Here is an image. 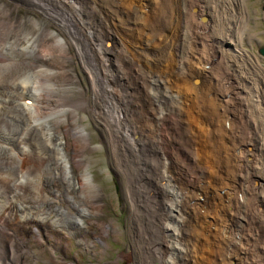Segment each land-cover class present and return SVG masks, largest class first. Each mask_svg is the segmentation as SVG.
<instances>
[{
  "label": "bare ground",
  "instance_id": "6f19581e",
  "mask_svg": "<svg viewBox=\"0 0 264 264\" xmlns=\"http://www.w3.org/2000/svg\"><path fill=\"white\" fill-rule=\"evenodd\" d=\"M13 1L26 3L43 19L13 22V9H5V2L0 1V58L9 61L0 62V85L8 80L11 99L0 97V181L4 182H0V221L13 214L9 208L22 210V203L13 198L18 193L15 188L34 185V198L47 199L40 192L41 182L34 180L42 178L43 171H36L28 159L32 157L30 139L40 156L49 153L40 146L52 151L47 164L59 171L61 178L51 180L53 185H63L61 194L64 189L72 194L78 190L76 200L86 206L98 198L87 165L78 177L80 188L72 186V165L66 155L67 136L79 152L81 146L82 151L90 146V134L82 124L86 118L78 113L90 108L95 120L103 124L117 171L129 184L127 195L134 212L144 215L137 228L142 264H155L156 260L191 264L196 255L187 241L183 243L191 219H198L206 241L211 240V233L216 241L225 235L228 239V233L238 230L240 242L236 237L224 242L232 252L227 254L229 264H237L234 259L240 264H264V67L260 58L245 48V43L263 41L252 31L251 22L256 19L250 18L248 0ZM70 50L75 51L90 80L93 98L89 102L86 89L75 81L74 67L69 68L73 63ZM185 127L190 133L182 130ZM15 141L19 147L13 144L15 149L7 150L5 145ZM211 146L225 150L230 164L228 175L221 180L226 207L213 200L219 198L218 191L202 168L207 160H213ZM171 150H177L178 155L173 156ZM21 151L26 159L19 161L16 153ZM71 159L83 164L82 159L79 163ZM39 160L44 170L42 158ZM188 165L200 170L183 179L179 173L188 170ZM253 180L257 182L252 186ZM20 199L26 200V196ZM69 200L74 204L71 197ZM33 202L32 198L25 202L24 212L29 204L34 207ZM86 206H81L83 215L90 211ZM37 209L36 214L32 209L22 219L35 222V226L55 224L56 230L67 229L65 212L51 220L52 214ZM237 210L245 214L241 227ZM219 212L229 217V224L221 221ZM164 216L172 222L167 225L170 228L166 226L171 231L168 240L149 242L144 221L149 220L153 228ZM80 218L82 215L74 218V223L84 227ZM71 226L69 223L68 229ZM7 230H0V246L8 251L13 264L19 262L27 246L16 233L5 239ZM51 241L57 250L66 247L59 239ZM80 244L86 246L84 241ZM214 251L212 263L217 264ZM4 252L0 264H9L8 258L2 261Z\"/></svg>",
  "mask_w": 264,
  "mask_h": 264
},
{
  "label": "rangeland",
  "instance_id": "374dc122",
  "mask_svg": "<svg viewBox=\"0 0 264 264\" xmlns=\"http://www.w3.org/2000/svg\"><path fill=\"white\" fill-rule=\"evenodd\" d=\"M0 1L2 3L5 2L4 3L5 9L7 10L13 9L11 14V18L13 19V22L14 19H17L19 21L22 19L26 20L29 17L36 18L37 20L40 19V21L43 19L42 16L36 12V10L31 9L26 3L20 4V3H16L13 0H0ZM247 4H248L250 18L252 20L256 19V22L254 20L251 22L252 31L258 32L259 35L258 37L263 41V43L262 44H258L256 42H251L250 44L245 43V48L253 52L255 55H257L260 58L262 66L264 67V55L260 53V49L264 48V0H248ZM4 19L10 23L12 22L10 18H4ZM69 54L73 58V63L72 65L69 64V68H73V67L75 68V69L73 68V70L76 71V75L78 77V80L76 79L75 81L76 83L79 82L78 84L86 89L85 98L89 102L93 98L90 80L87 74L85 73V71L83 70L82 68L83 66L80 63L79 59L77 58L75 51L70 50ZM1 60L2 61L0 62L9 63L8 60L6 61V58L5 59L2 58ZM38 61H36V63ZM37 64H39V62ZM59 70H63V69L61 68ZM159 71H161L160 68ZM163 74L165 75V73ZM7 81L2 82L1 83L2 87H0V97L4 100H7L9 98ZM73 87L76 88V84ZM6 89L8 90V92H6L7 91ZM175 90L176 88L174 87L173 91ZM145 91H146L145 94L149 96V91L147 89ZM19 98L20 97H17V99ZM75 99L77 100L79 99V97L76 96ZM8 100L9 102L11 101V99ZM30 100L34 101L32 98ZM15 101L18 102V100ZM88 110L89 111L80 110L78 111V113L80 112L79 115L81 117L86 118L82 124L87 126V132L90 134L91 144L90 146H87L86 149H84V151H82L83 146H81L79 152L78 150H76L78 149V147L75 146L73 141L67 136L66 155L71 160V165H72V176H71L72 186L76 187L77 189L80 188L81 184L78 183V177L84 171L83 167L85 166L83 165H87L88 171L92 175L93 182L98 187V193H99L97 196L98 198L97 197H96L97 199L94 198V201L88 203L86 206V202H80L79 200H76L78 198V190L75 194H72L70 189L68 190L64 189L63 194H61V191L63 190V185L59 186L57 183L53 185L54 182L51 180V177H53L52 179H54V177L56 176H57L56 178H61V176L58 175L59 171H55L54 170L55 168L52 164H49L50 166H48L47 164L48 158L50 156L49 153H51L52 151H50V149H47L46 146L44 145L40 146V147H45L47 153L49 152L48 155L46 156H43V154H41L40 156L38 154L36 144H34V141L30 139L29 144L32 149L31 150L32 157H28V159L32 161V165L36 171H41V172L43 171L41 174L43 175L42 177L43 179L41 177L40 178L34 177V180L36 183L41 182L40 188L42 189H40V192L47 199L38 200L34 198L36 194V192L34 193V185L29 186L25 184L22 185L24 187H21L20 189L15 188L18 193H16L15 197L13 198L17 200V203L18 202L22 203L21 205L22 210L19 209V211L13 213L14 215L13 214L9 215V217L5 216L0 221V230L1 228H8L9 230L6 231L7 234L5 235V239L9 240L11 236L10 234L16 233L18 239L25 241L24 245L27 246V249L23 252L19 262L15 260L12 262L13 264H17V263L18 264H142L141 261L143 259V256L141 254L140 244H139L140 230L137 232V228H138L139 220L140 221L143 220L144 215L141 216V214L139 213L137 215V213L134 212L136 211L134 209V204L130 201L127 195L129 184L125 176H123L121 172L119 173V171H117L116 162L112 155V150L105 140L103 124L95 120V116L92 112L93 111L92 109L88 108ZM20 122H22L21 119ZM60 130L61 132L65 131L63 130V127H60ZM182 130L187 134L190 133L186 129V127L183 128ZM56 131L54 130L55 133ZM192 137L193 139L196 140L194 134H192ZM13 144L19 147V144L15 141L14 143H10L9 146L5 145L6 149L8 150L7 147H12L13 149H15ZM200 144L202 145L203 143ZM194 146L195 145H193V147ZM211 147L212 148L210 153L212 155L213 160L211 159L207 160L206 166L202 168L203 170L206 171L205 174L208 175L209 173V175L211 176L212 184L214 185V188L216 187L215 190L218 191V197L222 198L220 201L219 198L217 197L216 198L218 200L217 199H213V200L223 203V206L226 207L227 198L222 194V192L224 193V190L221 187H223L224 182L221 180H224V177L228 175V172L230 170V164L227 161V158L225 157L226 155L225 150L218 148V146H211ZM170 152L173 156L178 155L177 150H171ZM39 157L42 158L43 160V164L45 167L44 170L42 168ZM22 158L26 159L23 153H22ZM22 158L17 160L22 161L23 160ZM71 158H75V161L78 163L79 160L82 159L83 164L81 165L75 164ZM9 161L13 162V159L10 158ZM9 161L7 160V162ZM188 166H189L188 170H186L184 166L185 172L178 171V173L180 172L179 174L183 177V179L189 178L188 175L189 174L192 175V171L193 173L195 172L198 173V171L200 170L196 167H191L190 165ZM33 174L34 176L36 175L35 172ZM46 174L48 175L46 176ZM193 176L195 175L193 174ZM209 180L210 179H208V181ZM217 180H220L221 182L219 183ZM0 182L1 184H4L3 181ZM255 182L257 181L253 180L251 182V185L253 186ZM4 188L10 189L9 186H6ZM56 188L58 189V191ZM137 189H139V187H136V191H138ZM10 191L8 193H10ZM147 193L151 195L153 200L152 202H156V198H154L153 194H151L150 191ZM21 195L22 197L26 196V200L25 199L21 200L20 199ZM70 197L73 199L72 202L74 204H72L71 201L69 200ZM30 198H32V200L34 201L33 205L35 208L29 204L27 208L28 211L24 212L27 207V205L24 204ZM36 201H41V202L36 203ZM45 201L48 202L45 203ZM81 206L84 207L86 206L90 211H88L86 215L85 214L83 215V213L81 212V208H82ZM36 208H39L37 210L40 211L41 213L49 212L50 214H52L50 216L51 220H54L56 218L55 214L57 215V213L61 211L65 212L68 215V219H69L67 222V229H65V227L63 228L57 227L56 230L54 229L55 224L53 226H49V225L41 226L40 224L35 226L36 225L35 222H32L30 224L27 223V219L26 220L22 219L23 216L25 217L27 214L32 213V209L34 214H36L35 213ZM237 213H238V217L243 221V222H239L240 224H238V227H241V225L245 224L244 221L245 214L243 210H237ZM218 214L220 215L221 221L226 220L229 224V217L227 218V215L226 217H224L222 212H219ZM81 215L82 218H80V220L83 221L82 225H84V227H82L80 224L79 225L81 227L75 224L77 221L74 218L77 219V217L78 216L81 217ZM188 220L190 221V216L188 217ZM49 222L50 219L48 223ZM148 222L146 220L144 221V231L146 230L145 234H149V242L155 243L156 240L160 238L162 241L165 239L168 240L171 231L167 229L170 228L167 225H172V222H170L167 216H164L162 220L160 219V223L158 222L156 225H153V228H151V225H149ZM235 222L237 221L235 220ZM69 223L72 225L71 229H68ZM83 228H86V232L83 230ZM199 229L201 230V227L198 225V219L197 222L195 221V219H191V222H189V225L186 227L185 230V240L183 241V243L187 241L188 245H190V250L194 251V255L197 256V258L196 256H194V258H196L197 261L196 259L193 258L192 260L193 262L191 264L195 263L194 260L196 261L195 264H214L212 263V257H213L212 250L214 251V249H215L214 257L218 258L217 264L224 263L223 259H225V262L229 264L228 263L229 255H231L232 252L230 253V250L226 249L225 246L226 244L224 242H226V240L228 241L230 237H234V238L236 237L235 241L238 240L237 242H240L241 240L238 237L241 234L238 233V230L235 231L236 234L234 233V231L231 232L230 235L228 233V239H227V235H225L224 237L221 236V240L218 239L216 241H215V233H211V238H210L211 240L206 241L205 235H203L202 230L198 231ZM30 233L31 235H29ZM33 235L35 238H33ZM213 235L214 237L212 238ZM46 236H49L51 239L46 240L45 239L47 238ZM54 238L61 240V242L66 247L62 246L59 250L55 249L56 247L51 241ZM81 241L86 242V246L82 244H80L79 246V242L81 243ZM208 241L209 242L211 241L212 244L211 242L209 243ZM216 244H218V248L220 247L221 250L220 249L218 250L217 246H215ZM1 247L2 245L0 246V248ZM203 250L205 253L203 252ZM2 252H4L3 247L0 253L2 254ZM5 253H6V257L2 259V261L4 260L3 262L6 261V258H8V260L11 259L7 250L4 252V254ZM234 260L237 264H240L238 259H237L238 262L236 259ZM9 264H11L10 260H9ZM155 264H161V262L156 260Z\"/></svg>",
  "mask_w": 264,
  "mask_h": 264
},
{
  "label": "water",
  "instance_id": "95a60500",
  "mask_svg": "<svg viewBox=\"0 0 264 264\" xmlns=\"http://www.w3.org/2000/svg\"><path fill=\"white\" fill-rule=\"evenodd\" d=\"M260 53L264 55V48L260 49Z\"/></svg>",
  "mask_w": 264,
  "mask_h": 264
}]
</instances>
